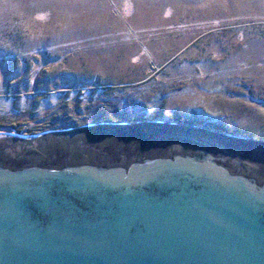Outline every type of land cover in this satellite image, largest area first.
I'll return each instance as SVG.
<instances>
[{"label":"water","instance_id":"water-1","mask_svg":"<svg viewBox=\"0 0 264 264\" xmlns=\"http://www.w3.org/2000/svg\"><path fill=\"white\" fill-rule=\"evenodd\" d=\"M0 264H264V141L168 118L0 136Z\"/></svg>","mask_w":264,"mask_h":264},{"label":"rangeland","instance_id":"rangeland-1","mask_svg":"<svg viewBox=\"0 0 264 264\" xmlns=\"http://www.w3.org/2000/svg\"><path fill=\"white\" fill-rule=\"evenodd\" d=\"M160 118L264 141V0H0V136Z\"/></svg>","mask_w":264,"mask_h":264},{"label":"bare ground","instance_id":"bare-ground-1","mask_svg":"<svg viewBox=\"0 0 264 264\" xmlns=\"http://www.w3.org/2000/svg\"><path fill=\"white\" fill-rule=\"evenodd\" d=\"M138 122V121H137ZM134 123V122H133ZM158 123H168V124H171L167 119L166 120H163L162 122H158ZM81 129V128H80ZM78 130V129H76ZM196 130V129H195ZM199 131V130H198ZM202 132H205L204 130H201ZM59 133H64V132H59ZM207 133V132H206ZM52 134H57L56 133H52ZM51 135V134H49ZM49 135H45V136H41L40 138H34V139H31V138H26V137H21V136H14V135H9V134H3L2 136L3 137H10V138H16V139H20V140H38V139H41V138H44L46 136H49Z\"/></svg>","mask_w":264,"mask_h":264}]
</instances>
